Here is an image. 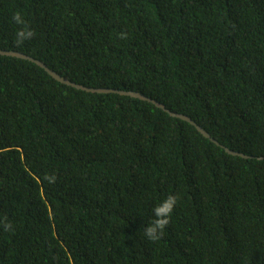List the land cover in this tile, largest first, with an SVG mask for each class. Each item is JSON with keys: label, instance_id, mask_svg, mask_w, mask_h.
<instances>
[{"label": "trees", "instance_id": "1", "mask_svg": "<svg viewBox=\"0 0 264 264\" xmlns=\"http://www.w3.org/2000/svg\"><path fill=\"white\" fill-rule=\"evenodd\" d=\"M0 49L249 156L0 55V264H264V0H0Z\"/></svg>", "mask_w": 264, "mask_h": 264}, {"label": "water", "instance_id": "2", "mask_svg": "<svg viewBox=\"0 0 264 264\" xmlns=\"http://www.w3.org/2000/svg\"><path fill=\"white\" fill-rule=\"evenodd\" d=\"M0 55L2 56H11V57H16V58H20L23 60H28L31 61L33 63H36L37 65H39L40 67H42L50 76H52L55 80L66 84L68 86H72L75 87L77 89L80 90H84L87 92H91V93H100V94H119V95H124V96H130L133 98H138L144 101H148L151 102L153 104H155L157 107L161 108L162 110H164L165 112H167L170 116L174 117V118H179L181 120H184L188 123H190L191 125H193L205 138L210 139L212 142H214L215 144L222 146L223 148H225V150L231 154V155H235V156H240L243 158H249L248 155L244 154V153H240L234 150H231L225 146H223L218 140H216L214 137L211 136V134L204 128L202 127L200 124H198L195 120H193L190 116L183 114V113H179V112H175L171 109H169L165 104L160 103L159 101L148 97L147 95L138 92V91H126V90H119V89H114V88H93V87H88L76 82H73L69 79H67L66 77L62 76L61 74H59L58 72H56L55 70H53L52 68H50L46 63H44L43 61L36 59L28 54H25L23 52L17 51V50H7V49H0Z\"/></svg>", "mask_w": 264, "mask_h": 264}, {"label": "clouds", "instance_id": "3", "mask_svg": "<svg viewBox=\"0 0 264 264\" xmlns=\"http://www.w3.org/2000/svg\"><path fill=\"white\" fill-rule=\"evenodd\" d=\"M14 20L20 28L16 33V43H23L25 40L30 39L33 35L32 30L27 26L22 13L17 12L14 15ZM178 194H168L165 198L158 201L152 209V219L145 226L144 233L148 239L157 240L163 234L169 219L177 205Z\"/></svg>", "mask_w": 264, "mask_h": 264}]
</instances>
